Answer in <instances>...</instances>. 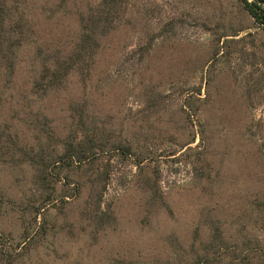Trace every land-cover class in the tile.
<instances>
[{"label":"rangeland","instance_id":"1","mask_svg":"<svg viewBox=\"0 0 264 264\" xmlns=\"http://www.w3.org/2000/svg\"><path fill=\"white\" fill-rule=\"evenodd\" d=\"M101 1L29 0L31 42L13 79L0 76V133L15 141L0 140V233L15 243L24 222L35 231L43 221L23 211L42 188L32 167L18 165L37 149L26 121L44 114L63 139L82 103L100 146L52 170L60 180L45 213L51 231L36 241L34 264H160L208 214L226 235L239 228L260 245L264 264V220L248 213L264 195V24L239 0H120L88 80L73 74L64 90L33 94L43 57L69 51L80 16ZM193 87L208 103L200 115L183 109Z\"/></svg>","mask_w":264,"mask_h":264},{"label":"trees","instance_id":"2","mask_svg":"<svg viewBox=\"0 0 264 264\" xmlns=\"http://www.w3.org/2000/svg\"><path fill=\"white\" fill-rule=\"evenodd\" d=\"M64 2L65 0H61ZM243 9L255 22L264 24V0H239ZM31 9L29 0H0V76H7L13 79L18 63L20 49L31 42L32 25ZM120 0H102L99 5L90 7L86 14L80 16V32L72 48L66 53H54L50 57H43L41 71L37 79L32 82L33 94L45 98L52 92H58L66 88L67 82L73 74L84 84L91 75L95 62V56L99 48V40L106 35L113 22L120 17ZM62 54V55H60ZM8 87V86H5ZM3 88V87H2ZM2 94V91H0ZM183 109L188 115H200L208 106L205 96H201L200 88L193 87L184 92ZM0 95V102L2 101ZM73 114L70 115L74 125H70L66 137L59 139L55 131L49 125L46 115L41 114L42 120H27L26 123L37 131L34 140L37 149L30 146L23 151L22 159L18 163L20 167L30 166L35 170L37 183L42 186L35 197L26 200L23 211L29 213L36 222L41 215L42 222L33 231L32 223L24 222L20 240L13 243L11 238L0 233V264H34L31 254L36 248V241L46 240L50 229L44 224L45 213L53 201L57 199L54 195L56 182L59 176H55L52 170L62 163L65 166H73L89 160L90 154H94L99 148L95 139V127L84 118V104L77 103L73 107ZM41 112V111H39ZM38 117V115H37ZM71 121V123H72ZM86 126V127H84ZM17 136V135H15ZM54 137L56 143L52 149H47L48 144ZM8 145H15V141L9 133H0V140ZM48 141L46 146L43 142ZM101 149V148H100ZM128 153L130 148H121ZM76 192L78 187H76ZM71 197L76 193H71ZM68 197V196H65ZM62 196V198H65ZM251 201L249 215L256 222L264 220V195H259ZM4 195H0L1 204L4 203ZM61 198V197H60ZM246 217V213H243ZM202 228L197 226L194 230L192 240L187 245L178 243L172 251L173 255L160 264H260V245L251 243L242 229H237L234 234L226 235L225 229L220 221L212 215L204 216ZM177 242V241H176ZM42 244V243H41ZM39 244V246L41 245ZM35 245V246H34ZM256 245V246H255ZM258 249V250H257Z\"/></svg>","mask_w":264,"mask_h":264}]
</instances>
